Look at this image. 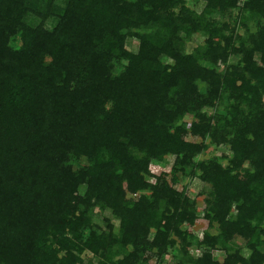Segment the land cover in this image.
<instances>
[{"label": "trees", "instance_id": "1", "mask_svg": "<svg viewBox=\"0 0 264 264\" xmlns=\"http://www.w3.org/2000/svg\"><path fill=\"white\" fill-rule=\"evenodd\" d=\"M197 2L0 0V264H264V0Z\"/></svg>", "mask_w": 264, "mask_h": 264}, {"label": "rangeland", "instance_id": "2", "mask_svg": "<svg viewBox=\"0 0 264 264\" xmlns=\"http://www.w3.org/2000/svg\"><path fill=\"white\" fill-rule=\"evenodd\" d=\"M186 2H187V5L190 8L197 10V12H201V10L203 9V4H199L197 2V0H186ZM236 14H237V11H236ZM34 23H38V21L34 20ZM250 25L253 28V24H250ZM240 33H243V29L240 30ZM203 42H204L203 38H201L198 35L194 36L193 41L188 43V47H187L188 51L191 52L193 50V48H195L199 44H202ZM129 47H130L131 50L135 51L137 49V42L135 40L130 41V46ZM189 140L194 141V142H199L200 141V139L194 138V137H190ZM224 150H225V148H221V147H219V148L218 147H211L209 149V151L207 153H205L204 158L211 157V156H213L215 154L216 155H220L221 151H224ZM172 161L173 160L171 159V162ZM151 168H152L151 169L152 173L157 174V175L160 174L161 172H164V171L165 172H169V170H170V166H167V164L165 166L154 165ZM184 187L187 188L186 192L189 195V197L197 200V203H198L199 208H200L202 206V201H203V197H200L198 195L199 192L201 191V188H202L201 184L198 181H192L191 182L189 180H184V182H182L181 184H179L177 186V188L179 190H182ZM105 215H107V214H105ZM114 223L116 225L118 224L117 221L116 222L114 221ZM205 226H206V221L201 219V220H199L197 222V225L195 226V228H193V230L195 231L197 237L202 238L203 228H205ZM193 249H195V247L192 248V250ZM88 257H91V255H89ZM215 257L217 259L221 260L223 258L222 252H216L215 253ZM150 264H156V258H153L150 261ZM167 264H171V261H168Z\"/></svg>", "mask_w": 264, "mask_h": 264}]
</instances>
